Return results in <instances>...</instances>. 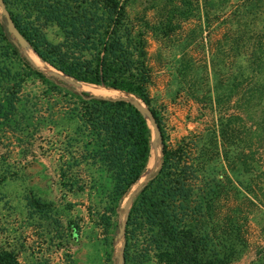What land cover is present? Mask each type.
<instances>
[{
  "label": "trees",
  "instance_id": "trees-1",
  "mask_svg": "<svg viewBox=\"0 0 264 264\" xmlns=\"http://www.w3.org/2000/svg\"><path fill=\"white\" fill-rule=\"evenodd\" d=\"M3 3L41 61L72 83L104 86L138 100L159 127V164L125 216L123 264H147L150 259L156 264H231L249 246L252 222L259 237L251 264H264V0H256L254 27L242 31L245 25L231 22L225 44L219 46L230 50L234 35L240 34L242 67L237 77L223 75L225 82L217 81L215 88L191 91L200 128L174 142L168 141L152 108L145 40L127 26L124 0ZM169 18L157 29L163 35L181 26ZM51 25L64 43L42 40L40 31ZM0 47L14 55L27 76L63 88L77 100L78 119L96 142L117 196L115 209L121 212L123 200L146 170L151 129L145 116L128 100L78 91L36 67L13 43L1 13ZM207 47L215 52L217 42ZM84 51L94 55L85 58ZM3 68L0 61V79ZM16 84L19 90L21 82ZM33 204L40 206L38 201ZM0 264L20 263L0 246Z\"/></svg>",
  "mask_w": 264,
  "mask_h": 264
},
{
  "label": "rangeland",
  "instance_id": "rangeland-1",
  "mask_svg": "<svg viewBox=\"0 0 264 264\" xmlns=\"http://www.w3.org/2000/svg\"><path fill=\"white\" fill-rule=\"evenodd\" d=\"M124 1L127 26L134 29L133 36L139 34L145 40L152 69L148 86L152 108L168 141L174 142L200 128L191 91L200 94L213 89L217 81L225 82L223 75L237 77L242 67L240 34L234 35L230 50L219 46L225 44L231 22L245 25L240 26L242 31L254 27L256 0H190V5L183 0ZM169 16L175 26H181L163 35L157 29ZM40 37L51 44L65 42L54 25L42 28ZM210 41L213 46L217 42L215 52H208ZM25 49L34 53L26 42L21 50L27 58ZM82 55L94 54L84 51ZM0 61L4 67L0 79V246L20 264H123L118 233L119 216H126V199L122 211L116 210L110 175L99 160L95 140L78 119L77 100L63 88L27 76L14 55L1 47ZM48 66L36 67L78 91H84L81 86L85 85L97 89L93 95L126 96L104 86L72 83ZM145 118L154 153L150 148L152 165L147 162L139 182L156 170L160 160L159 142ZM33 201L40 206L35 207ZM251 225L249 246L231 264L254 260L259 236L255 223ZM147 264L156 262L150 259Z\"/></svg>",
  "mask_w": 264,
  "mask_h": 264
},
{
  "label": "water",
  "instance_id": "water-1",
  "mask_svg": "<svg viewBox=\"0 0 264 264\" xmlns=\"http://www.w3.org/2000/svg\"><path fill=\"white\" fill-rule=\"evenodd\" d=\"M0 13H1L2 17L4 18L6 29H7L8 33L11 35V37L14 38V39H12L13 43L16 44V45H19L22 48L25 45L26 41L23 38V36L20 34V32L18 31L16 26L14 25L13 20L11 19V16H10L7 8L5 7V5L3 3V0H0ZM116 98L118 100H128V101H130V103L136 109H138L144 116L147 115L148 120H149V122H150V124H151V126L153 128V131H154V134H155V139L158 140V138L160 136V131H159V127H158L156 121L153 118V115H152L151 111L145 105L139 103V101L136 100V99H131V98L126 97V96H119V97H116ZM150 179H151L150 177H147L143 181L139 182V184L136 186L134 191L129 195V197H127V199L125 201V205L123 207V211L126 212V214H127L128 210H129V208L131 207L133 198L141 190L142 185L145 182L149 181ZM119 218H120V228H119L118 235L120 237H123L124 236V232H125V218L121 214H120ZM123 249H124V241H122V247H121V252H120V256H119L121 262H122Z\"/></svg>",
  "mask_w": 264,
  "mask_h": 264
},
{
  "label": "bare ground",
  "instance_id": "bare-ground-1",
  "mask_svg": "<svg viewBox=\"0 0 264 264\" xmlns=\"http://www.w3.org/2000/svg\"><path fill=\"white\" fill-rule=\"evenodd\" d=\"M26 48V47H25ZM25 53L28 56V58L36 65V66H47L45 63H43L34 53H32V51L30 49H25ZM49 67V66H48ZM81 88L84 91L89 92L90 94H96L97 93V89L96 88H92L90 86H81ZM102 89V88H101ZM113 93V92H112ZM101 94V93H100ZM102 95V94H101ZM104 95V94H103ZM150 148H151V154L154 153L152 152V142L150 143ZM152 156V155H151ZM152 161L153 159H149L148 161V165L151 167L152 165Z\"/></svg>",
  "mask_w": 264,
  "mask_h": 264
}]
</instances>
